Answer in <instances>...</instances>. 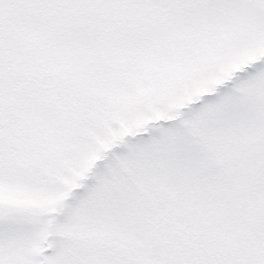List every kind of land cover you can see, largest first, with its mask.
<instances>
[{
	"label": "rangeland",
	"instance_id": "obj_1",
	"mask_svg": "<svg viewBox=\"0 0 264 264\" xmlns=\"http://www.w3.org/2000/svg\"><path fill=\"white\" fill-rule=\"evenodd\" d=\"M0 264H264V0H0Z\"/></svg>",
	"mask_w": 264,
	"mask_h": 264
},
{
	"label": "water",
	"instance_id": "obj_2",
	"mask_svg": "<svg viewBox=\"0 0 264 264\" xmlns=\"http://www.w3.org/2000/svg\"><path fill=\"white\" fill-rule=\"evenodd\" d=\"M48 250V249H47Z\"/></svg>",
	"mask_w": 264,
	"mask_h": 264
}]
</instances>
